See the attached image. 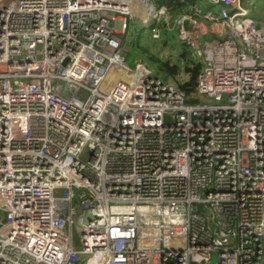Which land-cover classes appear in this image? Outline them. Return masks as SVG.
<instances>
[{"label": "built area", "instance_id": "built-area-1", "mask_svg": "<svg viewBox=\"0 0 264 264\" xmlns=\"http://www.w3.org/2000/svg\"><path fill=\"white\" fill-rule=\"evenodd\" d=\"M208 2L0 0V264H264V24ZM137 23L194 102L129 65Z\"/></svg>", "mask_w": 264, "mask_h": 264}, {"label": "rangeland", "instance_id": "rangeland-1", "mask_svg": "<svg viewBox=\"0 0 264 264\" xmlns=\"http://www.w3.org/2000/svg\"><path fill=\"white\" fill-rule=\"evenodd\" d=\"M145 31V28L137 23L135 25V36L130 37V34L124 33L121 34V38L125 39V55L127 62L130 66L134 67L139 62H144L148 68H150L154 75L161 77L165 81H185L189 78V75L184 71V62L178 60V55L186 51L185 45L181 46L182 50L174 51L176 48L173 44L169 43L167 40H162L160 44L155 42L154 46H151L149 41H146L145 38H142L141 35ZM162 60H168L172 63L180 65L183 70L175 76H168L161 68ZM200 63L202 66L203 64ZM200 101V100H199ZM194 102V101H193Z\"/></svg>", "mask_w": 264, "mask_h": 264}, {"label": "trees", "instance_id": "trees-1", "mask_svg": "<svg viewBox=\"0 0 264 264\" xmlns=\"http://www.w3.org/2000/svg\"><path fill=\"white\" fill-rule=\"evenodd\" d=\"M168 6L172 9H176L177 0H167ZM165 0V3L167 2ZM167 4V3H166ZM178 60L184 62V71L189 75V78L185 81H180L179 85L181 89L186 93L189 102H193L192 96L195 95L196 88H197V79L198 75L201 70V65L195 63L188 53L184 51L178 55ZM160 68L168 75V76H175L179 70H183L180 65L172 63L168 60H162Z\"/></svg>", "mask_w": 264, "mask_h": 264}, {"label": "crops", "instance_id": "crops-1", "mask_svg": "<svg viewBox=\"0 0 264 264\" xmlns=\"http://www.w3.org/2000/svg\"><path fill=\"white\" fill-rule=\"evenodd\" d=\"M189 1H191L192 4L198 3L205 11L211 7L208 0H189ZM242 1L244 2V4L246 6H249V7L252 6V13L251 14L256 19L258 24H261V25L264 24V0H242ZM168 2L169 1L166 2L167 5H168ZM176 5H177L176 9L185 8V5L184 4L182 5L181 3H179V0H177ZM205 36L209 37V33H207V34L205 33ZM163 39H165L169 42V43H167V45L168 44L175 45L174 47L176 49L174 51H176V50L179 51V49L182 50V48H181V46L183 45L182 43H179V42L171 39L170 37H165ZM150 43H151V46H154L153 44H155V41L150 42Z\"/></svg>", "mask_w": 264, "mask_h": 264}, {"label": "bare ground", "instance_id": "bare-ground-1", "mask_svg": "<svg viewBox=\"0 0 264 264\" xmlns=\"http://www.w3.org/2000/svg\"><path fill=\"white\" fill-rule=\"evenodd\" d=\"M145 29L147 28V26L144 27ZM113 76H116V74L113 73Z\"/></svg>", "mask_w": 264, "mask_h": 264}, {"label": "water", "instance_id": "water-1", "mask_svg": "<svg viewBox=\"0 0 264 264\" xmlns=\"http://www.w3.org/2000/svg\"><path fill=\"white\" fill-rule=\"evenodd\" d=\"M215 258H216V257L214 256L212 262L215 260Z\"/></svg>", "mask_w": 264, "mask_h": 264}]
</instances>
